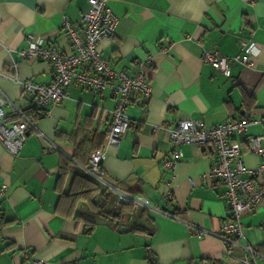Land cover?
<instances>
[{"label": "crops", "instance_id": "obj_1", "mask_svg": "<svg viewBox=\"0 0 264 264\" xmlns=\"http://www.w3.org/2000/svg\"><path fill=\"white\" fill-rule=\"evenodd\" d=\"M106 5L118 23L113 38L98 44L102 57L113 70L129 73L149 58L142 71L151 89L146 102L126 107L130 126L120 144L108 148L102 169L107 180L162 212L148 217L126 210L114 220L109 216L120 209L110 208L112 195L99 189L86 200L69 195L78 170L70 164L61 175L62 157L75 158L72 164L87 161L103 139L115 103L107 89L95 93L71 85L61 102L33 122L16 155L0 142V186L6 187L0 264H30L25 252L46 264H236L215 237L228 207L224 188L205 180L210 146L181 145V158L166 172L171 147L164 127L182 119L212 126L228 117L250 118L257 122L236 139L242 164H264V157L248 151L246 140L264 134L259 122L264 119V0H106ZM87 9V0H0V72L49 84L50 65L20 55L28 46L25 34L69 53L61 16L79 23ZM241 39L254 44L252 67L232 64L226 78L201 61L203 51L239 53ZM0 90L14 106L27 107L20 85L3 75ZM4 111L12 117L9 106ZM40 134L59 151L44 152ZM79 212L97 219L90 231L75 217ZM241 222L245 240L264 264V200L242 213ZM202 231L208 234L198 238Z\"/></svg>", "mask_w": 264, "mask_h": 264}, {"label": "built area", "instance_id": "obj_2", "mask_svg": "<svg viewBox=\"0 0 264 264\" xmlns=\"http://www.w3.org/2000/svg\"><path fill=\"white\" fill-rule=\"evenodd\" d=\"M87 3L88 9L79 23L71 22L65 15L61 16V32L69 43V53L61 52L56 45L45 43L30 32L25 34L28 46L20 55L26 60L48 63L54 74L49 84L38 83L32 78L10 77L2 72L0 75L19 84L21 98L27 103V107L40 110L42 115L48 113V107L58 104L66 97V88L71 85L95 93L109 90L115 103L109 112L110 121L101 145L89 153L86 165L74 164L100 188L113 192L116 205L130 203L134 210L162 212L144 196L129 194L115 187L107 180L102 169L108 148L118 146L130 126L126 107L135 100L144 103L150 96V83L142 71L143 65L149 63L150 59L141 62L131 73L113 70L102 57L98 44L102 40L113 38L118 18L107 7L106 0H87ZM253 49L251 39H241L239 53L224 56L214 51H203L201 61L228 78L232 64L247 68L253 66ZM7 106L11 108L12 117L4 111ZM26 108L14 106L0 90V142L11 155L18 153L27 133L34 128L33 122L24 112ZM256 122L250 118L228 117L222 122L207 126L200 119H182L174 125L164 127L171 147L169 158L164 162L166 172L173 169L181 158V145L191 144L201 149L210 146L213 157L205 180L209 185L216 184L224 188L223 196L228 207L227 217L221 222L215 237L223 245V255L235 260L236 264H259L257 259L261 256L244 238L241 214L253 212L264 200V164L245 167L242 164L243 149L240 141L236 140L245 136L248 126ZM259 122L264 124V119ZM39 137L43 141L44 152L59 151L52 141L41 134ZM246 140L249 152L264 157V134L247 136ZM5 188L0 186V202L5 196ZM168 196L171 197V193ZM207 234L202 231L197 237ZM237 251L238 254H235ZM23 259L30 260V264H46L44 260L32 257L28 252L23 254Z\"/></svg>", "mask_w": 264, "mask_h": 264}, {"label": "trees", "instance_id": "obj_3", "mask_svg": "<svg viewBox=\"0 0 264 264\" xmlns=\"http://www.w3.org/2000/svg\"><path fill=\"white\" fill-rule=\"evenodd\" d=\"M24 112H25V114L27 115V117L32 122H35L36 119H38V118H40L42 116V113L40 112V110H38L36 108H33V107H30V106L27 107ZM102 140H101V142H102ZM101 142H100L99 146L101 145ZM97 148H99V147H97ZM68 157L69 156L62 157L63 158L62 159V161H63V167H61V169H60L61 172L60 173H61V175L62 174H65V171L68 170V166L70 164L72 166H74L78 170L77 174H75V176H74V183L72 184V188L70 190V191H73L71 194H69V195H71V197H74V199L75 198H80V199L86 200L87 199V195H89L91 191L98 190V189L99 190H102L103 192L108 193V195H112V202L109 203V205H111L110 208H117V209L119 208L120 209L119 210V213L116 214V215H114V216H109L108 213H102L101 212L100 215L112 217L114 220L115 219L117 220L118 217H119V215L121 213H123L124 211H126V210L127 211H129V210L138 211V210H134L133 207H132V205L130 203H120L119 205H116L115 204V195H114V193L111 192V191H108V190H106L104 188H100L91 178H89L88 176H86L85 174H83V172L80 169H78V167L74 163L73 164L71 163V162L74 161L75 158L73 159V157L71 156V157H69L70 159H67ZM86 162L85 163H81V165H86ZM77 164H79V163H77ZM114 185H115V187H117L118 189H120L123 192L129 193V194H133L132 192H129L127 190H124V189L120 188L116 184H114ZM133 195H136V194H133ZM139 211H142L143 213H145L148 216V211L147 210H145V209H139ZM75 217L77 219H80V220L84 221L85 231L86 232L90 231L93 228V226L96 224V222H97V219L95 217L87 216L85 214H82L81 212L76 213L75 214ZM129 230H131V231H137L138 228L131 227V228H129Z\"/></svg>", "mask_w": 264, "mask_h": 264}, {"label": "water", "instance_id": "obj_4", "mask_svg": "<svg viewBox=\"0 0 264 264\" xmlns=\"http://www.w3.org/2000/svg\"><path fill=\"white\" fill-rule=\"evenodd\" d=\"M122 228H123V227H120V230H122ZM153 259H154L153 257L150 258L151 261H153ZM204 264H205V263H204Z\"/></svg>", "mask_w": 264, "mask_h": 264}]
</instances>
